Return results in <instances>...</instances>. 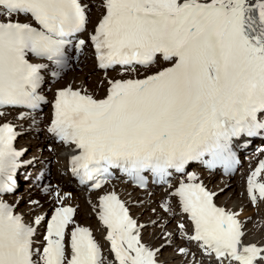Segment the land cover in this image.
<instances>
[{
	"label": "snow or ice",
	"instance_id": "obj_1",
	"mask_svg": "<svg viewBox=\"0 0 264 264\" xmlns=\"http://www.w3.org/2000/svg\"><path fill=\"white\" fill-rule=\"evenodd\" d=\"M89 59L106 74L102 95L61 83ZM48 106L49 151L67 152L79 185L167 186L184 217L183 264H264L240 206L217 204L226 190L187 171L199 162L234 172L241 148L264 144V0H0V264H166L115 192L87 202L100 239L67 205L72 192L56 191L50 211L17 196L32 161L9 114L38 127ZM262 176L264 159L247 177L252 205L264 202Z\"/></svg>",
	"mask_w": 264,
	"mask_h": 264
},
{
	"label": "bare ground",
	"instance_id": "obj_2",
	"mask_svg": "<svg viewBox=\"0 0 264 264\" xmlns=\"http://www.w3.org/2000/svg\"><path fill=\"white\" fill-rule=\"evenodd\" d=\"M77 69L78 70H73V72L69 71L64 76L61 83L73 84L75 86L83 84L89 92L102 95L103 88L106 87V74L97 71V68L93 67L91 59L83 62ZM116 75V73L110 71L107 74V78L110 79ZM45 91L47 92L48 98H52V95L56 91V87L49 85L46 87ZM49 111L50 106L48 110L43 112L42 116L38 118V127H32L29 123H24V121H17L13 118L16 114H9L8 119L14 124H22L23 127H17V129L25 131L26 133L18 140V147L25 148V159L34 158L31 165V173L34 174V177L29 179V183L26 184L25 190H27L19 191L17 196L19 197L22 195L25 201L31 196L44 205L45 211L51 210L53 207L51 200H54V197L49 198L46 196L45 192L42 194L38 191L39 182L35 181L37 171L45 169V166L50 162L51 164L47 170L48 175H46L45 181H43L41 187H50L52 190L59 191L61 196H63L65 191L72 192L73 195L71 198H68L67 204H70V206L74 208L79 207V215L76 219L81 226L89 227L97 239H100L99 229L97 227L98 221L95 219V213L86 211V209L90 207L87 202L91 200L98 204L100 195L106 192H115L130 207L133 216L138 219V222L148 225L147 228L142 230L143 242L160 247L162 253L161 260L166 262V264H183L185 257L176 254V250H178L180 246H184L179 238L178 232H176V225L184 222V217L180 215L175 200L167 199V187L148 188L146 191H140L125 183H111L105 190L100 192H90L87 188H79L76 183L70 179L67 173V155L64 151L56 150L53 153L47 152V146L52 142L46 131H43L42 126L48 118ZM257 145V149L259 150L264 148V144H261L260 141L257 140L244 149L246 156L251 158L253 162L245 163L243 161L236 175L233 176L232 180L229 179V182H227L223 176L220 177V175L217 174H210L195 169L188 171L189 173L195 174L198 180H203L212 190H218L224 185H227L226 187H231L226 195H220L216 199V203L227 204L230 208L237 205L240 206L237 207L236 210L240 213L241 219L246 223V242L251 241L254 243L264 241V202L258 201L256 205L250 204L246 197L245 188L248 175L255 170L256 161L262 157L264 158V155H261L258 150L255 151L254 148ZM53 159L59 163L58 166L52 164ZM184 178L186 179V177ZM258 179H264V176L258 177ZM228 194H231L230 199L227 198ZM165 203L172 208V213L176 215V219H172L170 213L166 214L162 211L161 205ZM153 209H155V212L152 211ZM255 210L257 211V215H254ZM24 211L27 212V207L24 208ZM153 222L156 223L151 225ZM41 231H43V229H41ZM166 233H173V236L169 238ZM260 246H264V244ZM187 259L191 260V256L187 257Z\"/></svg>",
	"mask_w": 264,
	"mask_h": 264
},
{
	"label": "rangeland",
	"instance_id": "obj_3",
	"mask_svg": "<svg viewBox=\"0 0 264 264\" xmlns=\"http://www.w3.org/2000/svg\"><path fill=\"white\" fill-rule=\"evenodd\" d=\"M75 70H78V69L76 68ZM71 71L73 72V70H71ZM44 125H46V122L44 123ZM44 125L42 126L43 131L46 130V127H47V126H44ZM25 134H26V133H25ZM47 150H48V151H47ZM47 150H46L47 152L52 153V151H49L48 148H47ZM50 164H51V163H49L47 167H49ZM52 164H54V166H58L59 163H58L56 160L53 159ZM232 179H233V178H231V180H232ZM228 182H229V181H228ZM226 186H227V185H226ZM226 186L223 187V189L226 190L225 193H224V195H226V193L228 192V190L231 189V187H226ZM225 187H226V188H225ZM21 189H23V188H20L19 191H22ZM45 190H46L45 187H41V188H39L38 191H40L42 194H44ZM55 191H56V190H53V196H52V197H55V193H56ZM220 192H221V190H220ZM227 196H228L227 198H229V197H231V194H228ZM161 209H162V211H163L164 213H166V214L168 213V212H165L164 209H163L162 207H161ZM256 213H257V211L255 210L254 215H257ZM155 223H156V222H153L151 225H154ZM178 251H179V250H176V252H177L176 254H177L178 256H181L182 254H181L180 252H178ZM179 254H180V255H179Z\"/></svg>",
	"mask_w": 264,
	"mask_h": 264
}]
</instances>
